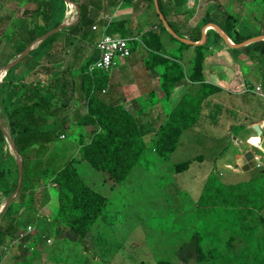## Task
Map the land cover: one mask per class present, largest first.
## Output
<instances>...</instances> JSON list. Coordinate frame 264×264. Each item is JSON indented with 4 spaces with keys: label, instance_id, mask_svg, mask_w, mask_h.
Wrapping results in <instances>:
<instances>
[{
    "label": "rangeland",
    "instance_id": "374dc122",
    "mask_svg": "<svg viewBox=\"0 0 264 264\" xmlns=\"http://www.w3.org/2000/svg\"><path fill=\"white\" fill-rule=\"evenodd\" d=\"M255 13L258 16L261 11ZM246 17L253 21V26H248L249 31L259 32L261 25ZM234 19L238 24L239 17ZM163 58L166 59L164 56ZM243 89L230 90L233 91L230 99L234 101V107L242 111V102L252 106L255 111L257 103L250 96H244L241 92ZM76 90L72 85H67L66 94L54 97V116L63 117L62 110L67 108L65 116L70 123L74 120L77 122L82 117V110L85 109L81 105H85L87 111L89 98L85 93L80 99V96H76ZM211 92L213 89H210ZM223 93L224 91L215 96L214 101L213 96L201 97V102L195 101L194 105V101L185 103V98L179 91L174 92L169 98L170 106L162 102L161 113H158L160 107L155 104L144 114L148 120L146 126L150 124L149 116L152 113L160 115L155 132L160 135L165 131L168 134H164L169 140L163 147L174 149L169 158L170 165L153 158L156 168L140 167L129 181L123 182L126 186L129 185L126 191L123 190L124 184L115 185L105 173H98L97 178L92 176L93 181L89 185L94 191L110 199L111 205L107 207L110 209L108 222L104 220L106 218L93 219L85 246H80L69 232L57 236V230L51 226L50 221L57 202L48 196L49 187L38 190L36 194L40 192L42 199L38 205L43 208L32 216L35 217V226H32L34 234L40 231L52 238L46 246L42 242L36 244L34 249L42 251L38 257L36 252L33 253V248H27L23 253L25 259L20 264H158L159 261H165L166 264H264V206L258 209L253 205L258 197L263 199L264 205V152L260 149L253 151L245 143L248 135L242 137L243 145L235 144L234 135H239V128H230L227 122H233L235 118L239 121L240 118L229 113ZM160 95L164 97L163 92ZM3 107L0 100V123L4 125L3 130L8 136L4 156H14L17 161L16 152L11 146L15 142ZM154 108L158 109L153 110ZM242 113L247 114L246 111ZM251 120L253 119L242 121ZM242 121L238 124H242ZM46 127L47 124L42 130L54 131L56 124L50 130ZM193 127L196 129L193 130ZM86 128L89 129L88 132L92 130L89 125ZM231 133L234 134L233 137ZM66 135L68 133L62 135L60 141H66ZM146 139L151 140L152 134ZM254 140L258 139L251 137L249 143L255 145L257 142H253ZM58 144L62 145L60 142ZM53 147L49 146L47 156L52 153ZM249 151H253L262 165L250 168L242 160ZM18 155L21 158L19 153ZM131 157L124 156L123 164L136 160ZM182 163H190L189 168L170 172V166L176 167ZM211 172L219 174L227 187L249 185L246 191L249 197L245 196L243 204L236 208L235 219L234 216L228 220L214 219L213 226H206L211 224L206 221L209 214H206L205 208L199 203ZM18 177L20 178L19 172ZM44 196L48 197L47 205ZM124 200H127V205Z\"/></svg>",
    "mask_w": 264,
    "mask_h": 264
},
{
    "label": "crops",
    "instance_id": "0c3cea01",
    "mask_svg": "<svg viewBox=\"0 0 264 264\" xmlns=\"http://www.w3.org/2000/svg\"><path fill=\"white\" fill-rule=\"evenodd\" d=\"M61 1L62 4L58 0H0V69L13 64L6 72L5 83L2 84L3 80L1 83L8 85L4 94L7 103H35L42 97L50 96L45 88L60 83L75 87V95L81 99L82 94H85L84 85H89V82L84 81V74H81L83 63L95 53V43L105 27L118 23L122 24L119 29L125 33L124 37L137 36L140 39V36L155 33L156 38L148 39L150 46L162 49L158 54L182 65L185 80L179 82L175 93L179 91L184 97L192 85L194 88L211 85L224 91L225 101L228 102L225 103L226 108L233 117L240 118L239 121L235 118L233 122H227L230 128H239V135H234L235 144L243 145L242 137L248 135L245 143L253 151L256 150L249 139L256 137L254 125H264V0H185L179 6L175 0H161V7L176 36L167 31L178 41H174L160 28L154 15V6L151 7L148 0H78L86 16L84 31L69 34L70 26H64L55 32L57 35L51 34L61 25L72 24L67 21V2ZM259 10L261 14L257 16L255 12ZM228 16L239 17L238 24L235 19L227 21ZM245 16L261 25L259 32L249 31L248 26H253V21ZM232 26H235L234 30H231ZM237 40L241 42L235 43ZM179 42L189 47H182ZM198 45L206 46L201 53L195 49ZM144 48L132 46L130 56L116 61V66L110 71L101 73L104 78L98 82L102 86L97 91V97L102 102L108 106H121L133 116H141L155 104L160 107L153 109H158V113L163 110L162 102L171 105L160 95L163 68L158 66L159 60L154 59L155 55L150 56ZM200 55L204 81L193 82L187 78L195 57ZM151 60L154 65L149 69ZM70 76L73 78L69 80ZM256 87H260L259 92ZM240 88H244L241 91L244 96H250L257 103L255 111L252 106L242 102V111L234 107V101L230 99L233 91L230 90ZM72 96L75 98L73 93ZM215 96L217 94H214L213 101L216 100ZM81 107L85 109L82 110V116H87L89 109L86 111L85 105ZM66 110L63 108V115ZM243 111L247 114H243ZM243 119L253 120L248 122ZM241 121L242 124H238ZM68 123L65 133L68 135L63 141L75 149L71 157L78 158L80 139H86L89 129L86 125L79 126L75 120ZM53 127L54 123H49L46 128L50 130ZM54 144L59 145L51 143L49 146L53 147ZM93 176L97 178L98 174ZM88 180L93 181L91 177ZM38 194L37 201L42 200L41 194ZM49 197L52 199L51 193ZM4 205L3 202L0 209ZM41 208L39 205L38 210ZM22 214L23 210L18 216ZM2 223L3 227L9 226L7 221ZM8 243L0 242V264H20L25 259L24 250L13 247L5 252L2 247Z\"/></svg>",
    "mask_w": 264,
    "mask_h": 264
},
{
    "label": "trees",
    "instance_id": "16d2710c",
    "mask_svg": "<svg viewBox=\"0 0 264 264\" xmlns=\"http://www.w3.org/2000/svg\"><path fill=\"white\" fill-rule=\"evenodd\" d=\"M58 1L61 4L63 3L61 0ZM70 1L78 3L81 9V15L79 16L78 22L76 20L73 21L72 25L68 28L69 34L83 32L86 16L82 11V5H80L78 0ZM156 1L159 12H161L170 26L163 7H161V0ZM183 2L185 0H175L177 6ZM148 3L151 7L154 6L153 0H148ZM154 15L163 32L167 33L174 41H178L164 27L156 10H154ZM226 20H234V17L228 16ZM121 25L118 23L110 26L107 25L102 33L114 34L118 31L120 32L118 34L124 37L125 33L119 29ZM171 29L173 30L172 27ZM234 29L235 26H232L231 30ZM57 34L55 33V35ZM217 36L219 35L217 34ZM140 37L139 41L130 43V47L132 48L135 45H140L142 48L145 47L144 49L150 56L155 55L154 59L159 60L158 66L163 68V73L160 76V90L164 93L166 102H169V98L177 89L179 82L185 80L184 69L179 62L166 60L158 54L160 51H163L162 49L150 46L148 39H152V37L156 38L155 33H148ZM240 42L241 40H237L235 43ZM179 43L182 47H189L187 44ZM205 47V45H198L195 49L201 53ZM96 57L97 54L94 53L91 58L83 63L81 68V74H84L85 83L89 82V85H84V92L89 98V111L87 116L79 117L77 124L79 126L89 125L92 127V130L87 133L88 136L86 139L81 137L80 150H78L80 157L78 158L71 157L75 149L63 140L64 143L60 142L62 145L54 144L52 153L49 156L46 155L49 145L51 143H59L58 139L67 130L68 120L66 116H54L56 111L52 109L53 105L51 104V101L56 95L65 94L67 90L65 83L51 85L45 88L44 90H47L46 92H49L50 96L42 97L35 103L23 101L5 103L7 99L4 97V94L8 85H1V102L6 112V115H4L8 122L11 136L15 142L17 153L20 154L23 164V185L18 197L0 216V242L15 240L18 234L25 231L27 227L35 226V217L32 218V216L38 212V203L40 202L36 199V193L40 189L49 187V193H51L55 202H57L54 216L50 220L52 222L51 226H54L57 230V236L59 237L69 232L74 235L80 246H85L87 241L86 237L89 233V227L93 223V219L101 217L106 218L104 220L108 222L107 218L110 209L107 207L111 205L110 199L94 191L89 185L90 180L88 179L90 177L98 173H105L110 180L114 181L115 185H122L124 181H129L140 167L144 169H155L156 166L152 160L153 158L160 159L170 165L169 158L174 149L163 147L166 141L169 140L167 137H164V134L166 136L168 134L164 133L165 131L160 133V135L155 132L156 124L160 118L159 114L152 113V118L149 116L150 124L146 126V121L148 120L144 117L145 112L142 114L143 116H133L127 113L121 106H108L97 97V91L101 90L102 86L98 82L101 78H104L101 74L103 72L94 71L90 73L88 70ZM201 60V55L195 57L191 73L187 78L190 81H204L201 74ZM150 63L151 66L149 69L154 65L152 60ZM7 75L4 77L2 84L5 83ZM59 80L61 81V79ZM193 86L190 87V90L184 96L185 99L183 100H185V103L194 101L195 105V101L201 102V97L206 96V98H209L210 96L211 98L214 94L218 95L221 93L219 88L212 87L211 85H200L195 88ZM199 87L201 91H199ZM192 88H194V91ZM210 89H213V92L210 93ZM218 108L221 107L219 106ZM189 115L191 114L189 113ZM49 123L56 124L54 131L48 132L44 131L45 129L42 130V127ZM168 125L169 123H167ZM3 129L4 125L0 124V208L2 203H6L5 201L9 200L15 192L19 178L18 164L14 156H4V147L7 145V140ZM150 134H152V139H146ZM233 135L231 136L233 137ZM127 155L132 156L131 158L136 160L124 165V156ZM61 163L64 164L61 166ZM80 164L84 166H79ZM189 165L190 163L177 164L176 167L170 166L169 170L171 173L176 170L180 172L181 169L183 171L187 170ZM125 184L123 190L126 191L129 185L126 186ZM248 187L249 185L246 184L227 187L221 181L219 174L211 172L207 177L199 203L200 206L202 205L205 208L206 214H209L206 221L211 224L206 226H213L214 219L217 221L221 219L228 220L232 216L235 219L234 213L236 208L240 204H243V198L245 196L249 197L246 193ZM47 200L48 198L45 201V205L49 202ZM124 203L127 205V200H124ZM253 205L258 209L263 208V199H259L258 197ZM207 208L211 209L207 210ZM121 209L123 210L124 208L121 206ZM21 210H23V214L18 216ZM6 221L9 226L3 227L2 222ZM31 238L32 241L29 242ZM51 238V235H45L39 231L33 237L26 238L23 244L30 245L27 248H33V253L36 252V256L38 257L42 251L40 252V250L34 249L36 244L42 242L46 246L47 241H50ZM16 247L23 249L22 246ZM24 252H26V249H24ZM27 260L29 259L27 258ZM158 264L166 263L165 261H159Z\"/></svg>",
    "mask_w": 264,
    "mask_h": 264
},
{
    "label": "built area",
    "instance_id": "2783aa9c",
    "mask_svg": "<svg viewBox=\"0 0 264 264\" xmlns=\"http://www.w3.org/2000/svg\"><path fill=\"white\" fill-rule=\"evenodd\" d=\"M193 2L194 0H188ZM67 18L68 22L72 23L77 19V11L73 4H67ZM93 30H95V26H93ZM134 41H139V37H122L118 33L114 34H106L102 33L99 37L98 41L95 43V53L97 57L92 65L89 66V72L92 73L94 71L108 72L114 66H116V61L124 60L128 58L131 54L130 43ZM3 74L1 76V81L6 76V72H0ZM244 85V84H241ZM257 91L260 90L259 87L256 88ZM261 140L257 145L260 148ZM33 227H28L25 231L18 234L15 240H13L9 246L3 247L4 251H7L11 246H22L23 248H27L29 245L23 244V241L30 237L34 236ZM50 242V241H48Z\"/></svg>",
    "mask_w": 264,
    "mask_h": 264
},
{
    "label": "water",
    "instance_id": "95a60500",
    "mask_svg": "<svg viewBox=\"0 0 264 264\" xmlns=\"http://www.w3.org/2000/svg\"><path fill=\"white\" fill-rule=\"evenodd\" d=\"M65 1L67 2V4H73L75 6L76 11H77V19H76L77 21L76 22H78L79 16L81 15V10H80L79 5L76 2H72L70 0H65ZM153 3H154L155 10H156V12L158 14V17H160V19H161L162 23L164 24V26L166 27V29L170 33H172L173 35L176 36V34L174 33V31L171 29V27L169 26V24L167 23V21L165 20V18L163 17V15L161 14V12H159L158 5H157V1L156 0H153ZM71 25L72 24H69V25L68 24L67 25H61V26L57 27V29H55L54 31H52L51 34L57 32L58 30H60L64 26H71ZM217 29L221 33V30L219 28H217ZM12 65L13 64H9V65L3 67L2 69H0V72H7V70ZM1 83H2V81H1V77H0V86H1ZM253 130L257 133L258 136H262V138L264 139V125L262 127L260 125H254L253 126ZM3 132H4V130H3ZM4 135H5V137H8L5 134V132H4ZM11 146H12V149L16 152L17 164H18L20 178H19L18 185H17V188H16L15 192L12 194V196L9 198V200L5 203L4 207L2 209H0V216L10 206V204L12 203V201L19 195V193L21 191V188H22V185H23V164H22L21 158L19 157V155L17 153V148H16L15 144L12 143ZM262 148L264 149V141L262 143ZM242 160H244V162L248 163L247 165L250 168H256V167H259L260 166L258 160L255 158V155H254L253 151L247 152L243 156V159Z\"/></svg>",
    "mask_w": 264,
    "mask_h": 264
},
{
    "label": "clouds",
    "instance_id": "9594fccd",
    "mask_svg": "<svg viewBox=\"0 0 264 264\" xmlns=\"http://www.w3.org/2000/svg\"><path fill=\"white\" fill-rule=\"evenodd\" d=\"M257 88V87H256ZM260 88V87H259ZM257 91V90H256ZM260 91V90H259ZM259 91H257V92H259ZM261 126V125H260ZM263 126V125H262ZM261 126V127H262ZM256 133V132H255ZM256 138L258 139V140H254L253 142H257L256 144H255V147L254 148H256V149H260L262 152H264V149L262 148V143H263V141H264V139L262 138V136H258L257 135V133H256ZM261 140V144H260V148H258L257 147V145L259 144V141ZM261 160H258V162H259V165H262V162H260ZM29 227H32V226H29ZM28 228V227H27ZM23 232V231H22ZM21 233V232H20ZM30 237H33V236H30ZM13 241V240H12ZM12 241H8L9 243L6 245V246H9V244L12 242ZM32 241V238L30 239V241L29 242H31ZM48 242V241H47ZM3 247H5V246H3ZM3 247H2V250H3ZM13 247H16V246H11V247H9L8 248V250L9 249H12ZM20 247V246H19ZM29 247H30V245H29ZM23 248V247H22ZM24 249H27V248H23L22 250H24ZM7 250V251H8ZM4 251V250H3ZM6 252V251H5Z\"/></svg>",
    "mask_w": 264,
    "mask_h": 264
},
{
    "label": "bare ground",
    "instance_id": "6f19581e",
    "mask_svg": "<svg viewBox=\"0 0 264 264\" xmlns=\"http://www.w3.org/2000/svg\"><path fill=\"white\" fill-rule=\"evenodd\" d=\"M65 14H66V12H65ZM0 75L2 76V74L0 73Z\"/></svg>",
    "mask_w": 264,
    "mask_h": 264
}]
</instances>
